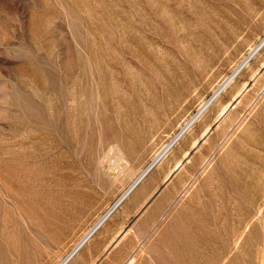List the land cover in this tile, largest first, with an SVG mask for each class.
<instances>
[{"label":"rangeland","instance_id":"374dc122","mask_svg":"<svg viewBox=\"0 0 264 264\" xmlns=\"http://www.w3.org/2000/svg\"><path fill=\"white\" fill-rule=\"evenodd\" d=\"M263 37L264 0H0V264H264V47L106 215Z\"/></svg>","mask_w":264,"mask_h":264},{"label":"bare ground","instance_id":"6f19581e","mask_svg":"<svg viewBox=\"0 0 264 264\" xmlns=\"http://www.w3.org/2000/svg\"><path fill=\"white\" fill-rule=\"evenodd\" d=\"M263 47H264V37L260 40V42L255 47L250 49V51L243 58V60L237 65V67L223 80V82H221L213 90V93L211 94V96L208 99H206L201 104V106L198 108L197 112L192 117H190V119L188 121H186L184 123V125L178 130L176 135L173 138H171L172 140L169 142V144L165 145L155 155V157L153 158V160L149 164V166L144 171L142 170L140 175L134 180V182L131 185H129L128 189L121 195V197L117 200V202H115V204L113 203L114 206L108 211V214H106L107 216L116 207L118 208L119 206H121L123 204V202L143 183V181L149 176V174L156 167H158L160 164H162L161 162L168 157L169 153L174 148V145H176L179 140H181L190 130H192V128L198 122H200L199 123L200 125L203 124L204 120L208 117V114L211 113L212 111H215L217 108H219L218 109V117H223L231 108H234L236 106V104L239 103L243 94L248 90V86L243 85L239 90L232 93L233 88L236 87V85H237V83H234V82L236 81V79L239 76V74L241 73V71L249 64V62L252 60V58L255 57L256 54L261 49H263ZM223 94H225V95L219 100V98ZM226 96H231V102H229V104H227V105H224L222 102ZM211 107H212V109L210 110ZM209 110H210V112H209ZM216 125H217V123H216ZM210 132H211L210 126H206V128L202 134V138L205 139ZM193 143H194L193 147H196L197 141H195ZM187 156H188V153H185L184 158L189 157V156L188 157ZM183 164L184 163L181 161L176 162V164L173 167H171L170 170L167 172L166 177H165L163 182L165 184L168 183L171 180V178L174 176V174L183 167ZM102 216H104V215H102ZM107 216H105L104 218H100L102 220H100V222L96 225L97 228L101 223L104 222V220L106 219ZM108 217H110V215ZM93 226H95V225H93ZM96 227H94V230H96ZM92 233H93V230L90 231V233L87 234V236L82 241L80 240L81 242L79 243L78 248L81 247L83 245V243H85V241L87 242V238ZM92 235H94V234H92ZM75 253H77V252H75ZM72 259H73V253L71 255L67 256V258L61 264H68L69 262H71ZM133 261H134V258L132 257V259L129 260V263L132 264Z\"/></svg>","mask_w":264,"mask_h":264}]
</instances>
